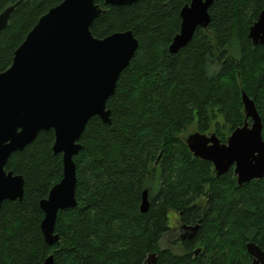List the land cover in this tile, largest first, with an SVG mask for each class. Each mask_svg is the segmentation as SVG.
Instances as JSON below:
<instances>
[{"label":"trees","instance_id":"trees-1","mask_svg":"<svg viewBox=\"0 0 264 264\" xmlns=\"http://www.w3.org/2000/svg\"><path fill=\"white\" fill-rule=\"evenodd\" d=\"M64 0H0V14L17 4L0 32V72L39 19ZM192 0H140L107 7L92 26L99 39L132 31L139 46L121 74L107 107L112 123L93 117L79 141L77 206L58 214L60 242L48 245L41 231L40 202L63 179L53 130L41 132L15 152L7 171L22 175V201L0 209V264H252L250 242L264 250V177L239 186L231 169L217 177L212 163L195 158L185 133L194 127L221 143L244 125L242 91L254 100L263 124L264 47L253 46L249 29L264 0H215L210 24L198 28L178 53L169 46L181 29L180 12ZM150 209L142 213L144 191ZM181 226L196 235L163 247ZM180 243V244H179ZM201 249L200 251H198Z\"/></svg>","mask_w":264,"mask_h":264},{"label":"water","instance_id":"water-1","mask_svg":"<svg viewBox=\"0 0 264 264\" xmlns=\"http://www.w3.org/2000/svg\"><path fill=\"white\" fill-rule=\"evenodd\" d=\"M140 0H103L107 7H123ZM215 0H192L180 12L181 29L169 46L178 53L192 40L198 28L207 29L209 9ZM17 4L0 14V32L8 26ZM105 13L96 0H64L43 15L16 50L12 66L0 72V209L4 201H22L25 179L7 171L15 152L31 145L41 132L53 130V152L62 155L64 176L54 185L40 207L44 213L41 231L48 245L60 242L56 233L58 214L77 206L76 164L79 141L93 117L112 123L107 107L121 74L130 66L139 46L132 31L99 39L92 33L94 22ZM253 46L264 47V9L249 29ZM245 122L221 143L215 134L195 131L186 138L195 158L212 163L217 177L232 167L239 186L264 177L263 124L256 104L242 91ZM251 121L248 122V121ZM150 209L148 191L143 193L141 211ZM199 228L184 226L192 239ZM199 251V250H198ZM253 264H264V251L247 244ZM151 254L145 264H156ZM42 264H54L50 255Z\"/></svg>","mask_w":264,"mask_h":264},{"label":"rangeland","instance_id":"rangeland-1","mask_svg":"<svg viewBox=\"0 0 264 264\" xmlns=\"http://www.w3.org/2000/svg\"><path fill=\"white\" fill-rule=\"evenodd\" d=\"M195 128L192 127L189 129V131H187L185 133V136L187 137L190 133L195 132ZM170 220L173 221V223H175L174 227L175 229L173 230V232L171 233L172 235H170V237H167L164 241L163 247H169L171 243H174L177 239H178V233L180 235V232H178L180 225L177 223L178 220L175 219V213L171 212L169 214Z\"/></svg>","mask_w":264,"mask_h":264},{"label":"flooded vegetation","instance_id":"flooded-vegetation-1","mask_svg":"<svg viewBox=\"0 0 264 264\" xmlns=\"http://www.w3.org/2000/svg\"><path fill=\"white\" fill-rule=\"evenodd\" d=\"M248 122H250L251 123V121L249 120ZM231 169H233V172H234V169H235V167H232ZM230 169V170H231ZM215 172V171H214ZM216 174V173H215ZM234 175H235V173H234ZM236 177V179H237V176H235ZM254 181V180H253ZM237 183H238V179H237ZM250 183V182H249ZM246 184V183H245ZM239 185V184H238ZM173 213H175V212H173ZM179 218V216L175 213V219H178ZM179 225H180V228H179V230H178V232H180V235H179V233H178V239L176 240V241H180V242H184V240H186V238L188 237V235L190 234V231L189 232H186V231H184L183 230V226H181V224H180V222L178 221L177 222ZM174 225H175V223H173V221H172V230H174L175 229V227H174ZM175 241V242H176ZM174 242V243H175ZM180 244V243H179ZM201 249H199V251H200ZM264 251V250H263ZM252 264H253V258H252Z\"/></svg>","mask_w":264,"mask_h":264}]
</instances>
